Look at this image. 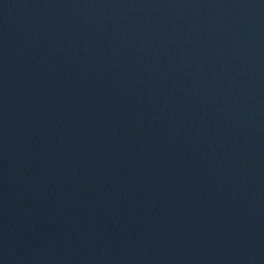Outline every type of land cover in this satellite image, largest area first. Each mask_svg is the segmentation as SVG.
<instances>
[{"label":"water","instance_id":"95a60500","mask_svg":"<svg viewBox=\"0 0 264 264\" xmlns=\"http://www.w3.org/2000/svg\"><path fill=\"white\" fill-rule=\"evenodd\" d=\"M0 264H264V0H0Z\"/></svg>","mask_w":264,"mask_h":264}]
</instances>
